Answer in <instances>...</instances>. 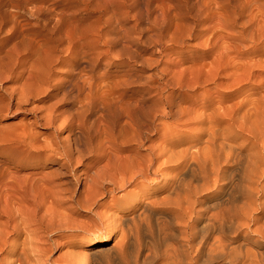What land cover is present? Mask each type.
Instances as JSON below:
<instances>
[{
	"label": "bare ground",
	"instance_id": "obj_1",
	"mask_svg": "<svg viewBox=\"0 0 264 264\" xmlns=\"http://www.w3.org/2000/svg\"><path fill=\"white\" fill-rule=\"evenodd\" d=\"M246 7L140 0L134 24L104 31L101 52L64 60L36 45L1 118L36 99L34 123L49 131L19 122L2 136L17 165L41 174L24 179L28 207L0 195V264H264V6ZM185 37L199 54L179 48ZM112 51L130 70L116 79L93 70ZM65 202L98 204L102 235L51 259L53 231L77 225Z\"/></svg>",
	"mask_w": 264,
	"mask_h": 264
},
{
	"label": "rangeland",
	"instance_id": "obj_2",
	"mask_svg": "<svg viewBox=\"0 0 264 264\" xmlns=\"http://www.w3.org/2000/svg\"><path fill=\"white\" fill-rule=\"evenodd\" d=\"M140 0H0V105H10L14 109L15 97L12 98L14 90L27 86L29 83L30 67L35 62L38 51L37 44L47 43L46 46H55L59 51L48 52V55H59L64 60H69L74 55L83 54L89 50V54H96L107 49L104 31L110 24L125 28L136 22L134 7ZM176 0H172L175 2ZM247 5L249 12H257L259 7L264 6V0H241ZM152 3L164 4L165 0H151ZM112 24V25H113ZM206 23H198L194 28L195 32L203 29ZM142 27L137 24V29ZM238 29L237 26L229 28ZM195 40L184 38L182 46L185 55L199 54L200 50L193 45ZM89 54H86L88 56ZM45 58V56H41ZM121 59V60H118ZM43 61V60H42ZM128 63L126 58H116L113 51L100 56L97 66L93 68L95 73L106 71L109 79L121 77L123 73H129V68L124 66ZM129 64H133L129 61ZM67 66L54 64V69H65ZM139 69V66H134ZM65 74L59 73L58 78ZM42 101L30 99L21 108L7 118L4 110L0 108V195L7 192L10 197H24V202L19 203L21 207H28V193L23 191L24 179L31 175L41 174V168L31 166V164L17 165L14 157L19 155L16 151V143L13 140H6L5 132H11L16 124L27 123L43 132V136L48 133V129L36 126L34 114L38 113L37 107L42 105ZM153 138L156 135L152 136ZM6 150V151H4ZM4 151V153L2 152ZM44 170L50 169L44 167ZM29 175V176H28ZM157 187H151L149 191H158ZM119 190L116 195L120 193ZM24 192V193H23ZM108 198L98 201L102 203ZM49 201V199H46ZM40 207L39 213L43 212L45 206L51 205L48 201ZM70 202L63 203L64 213L72 217L77 225L72 229H55L50 235L52 242L49 254L51 259L55 258L62 251L77 252L80 245L91 234L102 235V232L95 227L92 222H99L95 211H101L98 204L90 209H80ZM60 213L62 208L52 206ZM2 209V205H0ZM4 219L1 217L0 220ZM115 240H111L110 245ZM8 243H10L8 241ZM7 243V247L10 244ZM43 264H54L45 262Z\"/></svg>",
	"mask_w": 264,
	"mask_h": 264
}]
</instances>
